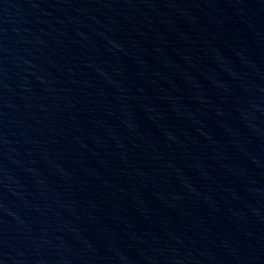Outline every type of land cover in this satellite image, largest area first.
<instances>
[{
    "label": "water",
    "instance_id": "95a60500",
    "mask_svg": "<svg viewBox=\"0 0 264 264\" xmlns=\"http://www.w3.org/2000/svg\"><path fill=\"white\" fill-rule=\"evenodd\" d=\"M0 264H264V0H0Z\"/></svg>",
    "mask_w": 264,
    "mask_h": 264
}]
</instances>
